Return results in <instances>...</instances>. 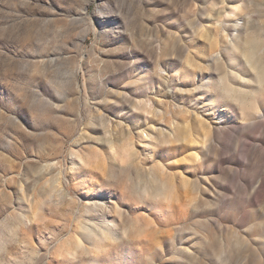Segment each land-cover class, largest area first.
I'll return each instance as SVG.
<instances>
[{
    "label": "rangeland",
    "instance_id": "374dc122",
    "mask_svg": "<svg viewBox=\"0 0 264 264\" xmlns=\"http://www.w3.org/2000/svg\"><path fill=\"white\" fill-rule=\"evenodd\" d=\"M0 264H264V0H0Z\"/></svg>",
    "mask_w": 264,
    "mask_h": 264
},
{
    "label": "bare ground",
    "instance_id": "6f19581e",
    "mask_svg": "<svg viewBox=\"0 0 264 264\" xmlns=\"http://www.w3.org/2000/svg\"><path fill=\"white\" fill-rule=\"evenodd\" d=\"M231 47H234V45L232 44ZM226 91L227 93H231V86H228V88H226ZM134 108L137 109V105ZM189 129L190 125L188 123H185L183 126V130L185 131L184 139L190 138ZM179 131L180 128L178 126H175V124H170L165 128V130H160L156 137H153L150 134H145V136L141 138L140 143L153 145L154 141L158 138L160 139V142L166 146V151L171 152L177 147L176 143L180 141L181 136L179 134ZM112 154L117 155L116 151L112 152ZM191 161L198 162V153H194L191 155ZM71 166V169L73 170L87 166V158L75 153L71 158ZM179 179L181 180V182H186V179L182 174L179 175ZM162 183V188H159V192L162 190L163 198L168 200L172 197L174 186L171 182ZM156 190L158 192V189ZM81 233L89 242V248H87L86 250L91 253L104 249L105 245L116 239L113 234L112 228L108 224H87L81 227ZM81 240V236H78L74 244V249L65 250V254H67L68 256H72L79 250L83 249Z\"/></svg>",
    "mask_w": 264,
    "mask_h": 264
}]
</instances>
